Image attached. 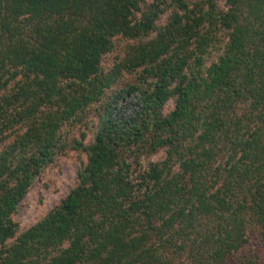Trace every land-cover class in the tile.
<instances>
[{"label": "trees", "instance_id": "obj_1", "mask_svg": "<svg viewBox=\"0 0 264 264\" xmlns=\"http://www.w3.org/2000/svg\"><path fill=\"white\" fill-rule=\"evenodd\" d=\"M216 1L0 0V264H264V0ZM120 69L135 80L105 94ZM95 102L76 184L17 233Z\"/></svg>", "mask_w": 264, "mask_h": 264}, {"label": "rangeland", "instance_id": "obj_2", "mask_svg": "<svg viewBox=\"0 0 264 264\" xmlns=\"http://www.w3.org/2000/svg\"><path fill=\"white\" fill-rule=\"evenodd\" d=\"M154 0H145V3ZM189 6L196 0H185ZM222 4L221 0L216 1ZM159 17L155 21L156 25L163 24L167 18L169 10L161 7ZM153 35V33H151ZM132 40H126L121 37L114 39L110 51L103 54L101 58V67L103 71H108L123 58L126 46L131 44ZM138 70L128 71L120 69L116 81L106 91L109 94L111 90L118 89L126 83L135 80ZM105 94L102 100L105 99ZM99 102L93 103L86 108L79 116V120L71 123H64L60 129L61 150L55 153L51 160L43 167L41 172L34 178L26 193L12 213L11 218L16 224L17 233L25 230L30 225L45 215L62 197H64L70 188L76 184L77 171L85 162V153L76 148L75 140H80L81 144H87L92 140V132L97 122L96 111L99 108ZM173 101L169 98L163 105V112L170 110ZM163 149H157L150 155H142L139 158L140 166L145 167L147 162L156 161L163 158ZM136 167V166H135ZM253 241L248 243L246 254L251 252ZM235 264V262L231 263Z\"/></svg>", "mask_w": 264, "mask_h": 264}]
</instances>
